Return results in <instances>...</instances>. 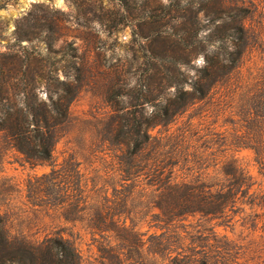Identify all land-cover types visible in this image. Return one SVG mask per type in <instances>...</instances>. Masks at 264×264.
Wrapping results in <instances>:
<instances>
[{
	"label": "rangeland",
	"instance_id": "374dc122",
	"mask_svg": "<svg viewBox=\"0 0 264 264\" xmlns=\"http://www.w3.org/2000/svg\"><path fill=\"white\" fill-rule=\"evenodd\" d=\"M130 2H137L138 8L149 2L157 10L155 14H160L159 4L172 1L0 0V52L15 45L20 29L33 40L23 41L22 46L46 56L52 40L54 51H75L78 58L68 59L83 70L70 121L62 129L52 161H29L0 134V213L14 234L31 240L66 236L82 253L84 264H173L170 252L206 257L212 264H264V166L260 163L264 160L250 148L254 143L245 133L256 132L259 126L253 119L254 112H264L255 99L264 93V0H228L252 6L246 21L247 49L241 74L234 75L170 126L152 132L178 138L175 160L190 176L187 180L198 182L204 193L211 192L210 186L224 185L236 195L235 202L230 200L224 213H199L177 222L162 245L150 239L144 257L130 240L124 243L93 235L89 230L95 225L82 214L70 210L65 214L67 222L63 220L58 209L66 200L68 181L62 177L69 173L78 200L88 181L104 214L122 215L128 226L137 224L144 232L149 231L145 240L160 228L157 218L146 217L145 210L136 215L142 208L141 199L131 203L130 181H122L130 178V146L122 144L126 139L119 133L118 121L130 113V91L144 72L142 56L147 45L146 40L136 38L130 25L137 24L139 18L136 11L130 12ZM115 23H119L116 29H110ZM43 25L53 29L36 28ZM54 55L60 59L62 53ZM64 64L66 61L61 62ZM204 64L203 57L195 61L196 67ZM195 70L191 69L192 75ZM60 76L66 79L63 73ZM39 95L49 100L44 85ZM171 149L174 146L167 147ZM147 156L148 152L141 153L136 164ZM53 170L64 174L52 176ZM54 177L58 179L54 181ZM107 195L111 203L105 200ZM93 210L99 211L95 207ZM95 224L112 225L100 221Z\"/></svg>",
	"mask_w": 264,
	"mask_h": 264
},
{
	"label": "trees",
	"instance_id": "16d2710c",
	"mask_svg": "<svg viewBox=\"0 0 264 264\" xmlns=\"http://www.w3.org/2000/svg\"><path fill=\"white\" fill-rule=\"evenodd\" d=\"M171 1L159 4L160 14H155L157 10H153L149 2L139 8L137 2H130V12L136 11L139 17L137 24L130 22V25L135 29L136 38L146 40L147 44L142 56L145 69L130 91L129 115H122L118 121L119 133L126 139L122 144L130 146V178L122 181H130L131 203L141 199L142 208L136 215L145 210L146 217L157 218L160 233L156 231L145 240L149 231L144 232L137 224L128 226L127 218L122 219V215L109 217L103 213L101 202L94 200L96 196L88 181L84 182L82 199L78 200L70 174H57L55 170L51 173L52 176L63 175L68 181L65 183L66 200L58 209L64 221L67 222L65 214L70 210L75 211V215L82 214L95 225L89 230L93 235L124 243L130 240L143 257L148 255L144 248L149 246L150 239L162 245L169 239V229L177 222L199 213L212 216L224 213L230 200V203L236 200L233 191L225 190L224 185L210 186L208 191L211 192L204 193L196 185L198 182L187 180L190 176L182 172L183 167L180 169L179 161L175 160L178 138L174 134L157 136L152 132L157 127L170 126L196 103L209 98L219 86L230 82L234 75L241 74V62L247 49L246 21L252 14V6L228 0ZM118 24L109 27L115 30ZM46 27L53 29L47 25L36 28ZM25 40L33 41L17 29L15 45L0 52V134L29 161L50 162L62 129L70 121L83 70L68 59V56L71 60L78 58L75 51H54L53 42L49 40L50 53L45 56L22 46ZM59 52L62 53L60 59L54 55ZM199 57L205 60L202 67L195 65ZM62 61L66 64L61 65ZM192 68H196L193 75ZM60 73L66 79H62ZM43 85L48 101L39 97ZM255 99L264 109V93ZM259 113L254 112L253 118L259 126L256 132L245 133L254 143L250 148L264 160V112ZM170 145L174 149L167 150ZM145 151L147 158L136 164ZM260 163L264 166L262 161ZM222 173L225 175L220 171V175ZM57 179L54 177V181ZM105 200L111 203L109 195ZM94 207L99 211L93 210ZM99 221L112 225L95 224ZM169 257L173 264H212L206 257L172 252ZM0 264H84V259L78 247L64 235L31 240L23 234H14L0 213Z\"/></svg>",
	"mask_w": 264,
	"mask_h": 264
}]
</instances>
